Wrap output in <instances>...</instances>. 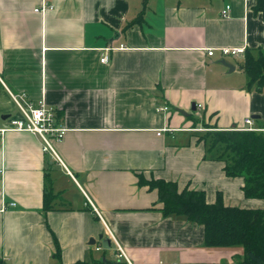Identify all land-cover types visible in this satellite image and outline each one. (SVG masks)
I'll return each mask as SVG.
<instances>
[{
  "label": "crops",
  "instance_id": "obj_1",
  "mask_svg": "<svg viewBox=\"0 0 264 264\" xmlns=\"http://www.w3.org/2000/svg\"><path fill=\"white\" fill-rule=\"evenodd\" d=\"M45 1L54 9L37 12ZM256 5L0 0V127L21 116L11 93H22L35 105L45 100L69 129L54 144L60 160L31 133L0 138V264H235L244 256L242 246H206L204 226L165 216L150 183L205 192L209 204L222 193L226 206L264 210L199 138L205 123L247 128L249 118L264 131V92L248 88L245 55L220 52H264ZM165 106L170 111L158 110ZM164 128L174 131L159 136ZM112 235L130 262L118 259Z\"/></svg>",
  "mask_w": 264,
  "mask_h": 264
},
{
  "label": "trees",
  "instance_id": "obj_2",
  "mask_svg": "<svg viewBox=\"0 0 264 264\" xmlns=\"http://www.w3.org/2000/svg\"><path fill=\"white\" fill-rule=\"evenodd\" d=\"M255 10L264 16V0H257ZM241 68L249 79L248 88L255 87L264 92V52L254 55L247 50ZM215 129L209 134L210 147L218 151L221 161L225 162L226 176L243 178L245 196L264 200V131ZM150 187L158 190L165 216L185 217L204 226L206 246H242L244 256L235 264H264L263 209L226 206L222 193L218 194L215 203L209 204L205 192L189 189L180 192L176 183L165 180L152 181ZM53 198L48 189L46 210L51 208Z\"/></svg>",
  "mask_w": 264,
  "mask_h": 264
},
{
  "label": "built area",
  "instance_id": "obj_3",
  "mask_svg": "<svg viewBox=\"0 0 264 264\" xmlns=\"http://www.w3.org/2000/svg\"><path fill=\"white\" fill-rule=\"evenodd\" d=\"M54 6L50 5L47 1L44 2L40 9H37V12L45 11V10H53ZM230 11V6H227L226 10L223 11V15L226 16ZM124 47V46H121ZM113 50V48H108L105 50V55L101 59L102 63H109V53ZM247 51L246 47H226L221 48L220 52L222 56H231V57H239L245 55ZM216 53L215 49L208 50L209 56H214ZM12 99L18 106L21 116L16 119H12L8 122V124L4 127H0V138H2L5 134L9 132H27L31 133L34 136H37L42 144L43 149L46 153L51 154L57 160H60L56 149L55 143L62 142L67 132L68 128L62 126L59 123L57 112L54 108L50 107L45 100H42L38 103V105L33 104L27 97L26 94L19 93H11ZM160 112H168L170 108L168 106L162 107L158 109ZM246 124L249 125L247 128H234L239 131H262L259 129H255L252 127L253 120L246 119ZM174 130L171 128H164L158 130V135L161 136L165 132H173ZM12 206H16L15 203L11 204ZM112 240L116 245L117 257L119 260H127L129 258L125 252V250L120 246V244L115 240V237L112 235ZM103 247H97V250H101Z\"/></svg>",
  "mask_w": 264,
  "mask_h": 264
},
{
  "label": "rangeland",
  "instance_id": "obj_4",
  "mask_svg": "<svg viewBox=\"0 0 264 264\" xmlns=\"http://www.w3.org/2000/svg\"><path fill=\"white\" fill-rule=\"evenodd\" d=\"M204 125H205L204 126V129L202 130V132H200V137L199 138H201V139H203L205 141L207 139V140L210 141V142L209 141L208 142L211 143L212 142V139H211V137H210L209 134H211L210 132L216 131L215 126H211V125L206 124V123Z\"/></svg>",
  "mask_w": 264,
  "mask_h": 264
},
{
  "label": "water",
  "instance_id": "obj_5",
  "mask_svg": "<svg viewBox=\"0 0 264 264\" xmlns=\"http://www.w3.org/2000/svg\"><path fill=\"white\" fill-rule=\"evenodd\" d=\"M223 64H224L226 67L230 68L231 70L233 69V67H232L230 64H228L227 62H223ZM193 109H195V105L193 106ZM254 118H255V116H254ZM100 239H103V235L100 236ZM93 243H94V242H93ZM103 243H104V247H105V248H110V247H111L110 239H105V240L103 241Z\"/></svg>",
  "mask_w": 264,
  "mask_h": 264
}]
</instances>
